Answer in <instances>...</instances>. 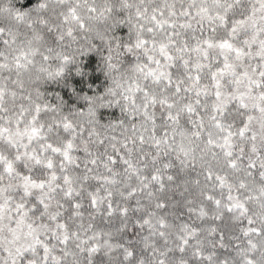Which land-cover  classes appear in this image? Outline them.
<instances>
[{
  "label": "snow or ice",
  "instance_id": "obj_1",
  "mask_svg": "<svg viewBox=\"0 0 264 264\" xmlns=\"http://www.w3.org/2000/svg\"><path fill=\"white\" fill-rule=\"evenodd\" d=\"M0 264H264V0H0Z\"/></svg>",
  "mask_w": 264,
  "mask_h": 264
},
{
  "label": "trees",
  "instance_id": "obj_2",
  "mask_svg": "<svg viewBox=\"0 0 264 264\" xmlns=\"http://www.w3.org/2000/svg\"><path fill=\"white\" fill-rule=\"evenodd\" d=\"M33 2H34V0H24V3H25L26 6L30 5ZM115 114H118V113H115Z\"/></svg>",
  "mask_w": 264,
  "mask_h": 264
}]
</instances>
